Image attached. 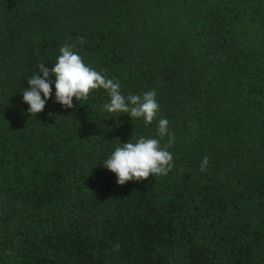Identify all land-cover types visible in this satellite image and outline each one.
Instances as JSON below:
<instances>
[{
    "label": "trees",
    "instance_id": "1",
    "mask_svg": "<svg viewBox=\"0 0 264 264\" xmlns=\"http://www.w3.org/2000/svg\"><path fill=\"white\" fill-rule=\"evenodd\" d=\"M65 44L125 97L154 90L156 119L103 89L64 108L54 76L31 115ZM141 137L174 167L119 185L104 161ZM0 264H264V0H0Z\"/></svg>",
    "mask_w": 264,
    "mask_h": 264
},
{
    "label": "clouds",
    "instance_id": "2",
    "mask_svg": "<svg viewBox=\"0 0 264 264\" xmlns=\"http://www.w3.org/2000/svg\"><path fill=\"white\" fill-rule=\"evenodd\" d=\"M81 44L83 38H79ZM75 45L65 44L60 48V55L53 67L39 64V75L27 80L29 88L25 89L23 101L29 105L28 112L36 115L45 108L46 101L52 96L50 76L55 77V101L64 108H73V98L76 101L88 100L91 93L103 89L110 102L103 107L108 113L128 115L131 119L142 118L150 125L157 117L159 104L156 92L150 90L142 96L130 94L127 97L120 91V83L107 78L103 73L87 66L82 57L73 49ZM41 73L43 78H41ZM43 94V98L41 97ZM168 120L161 118L158 124L160 137L169 136L166 147L172 143V134L168 131ZM172 154L161 148L159 141L154 138H139L135 143L127 142L116 147L114 152L104 161L103 167L117 176V183L124 185L128 181H145L153 176H166L174 167ZM208 158L201 161L200 171H206Z\"/></svg>",
    "mask_w": 264,
    "mask_h": 264
}]
</instances>
